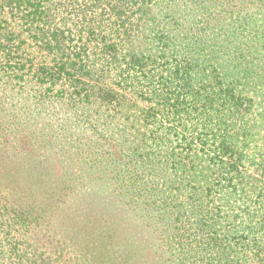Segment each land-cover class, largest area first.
Here are the masks:
<instances>
[{"label": "trees", "instance_id": "16d2710c", "mask_svg": "<svg viewBox=\"0 0 264 264\" xmlns=\"http://www.w3.org/2000/svg\"><path fill=\"white\" fill-rule=\"evenodd\" d=\"M214 2H180L187 37L172 54L144 44L152 3L167 0H0V264H264V176L234 156L227 109L189 106ZM52 93L100 112L64 133L59 160L48 154L62 131L35 123ZM179 112L201 126H178Z\"/></svg>", "mask_w": 264, "mask_h": 264}, {"label": "rangeland", "instance_id": "374dc122", "mask_svg": "<svg viewBox=\"0 0 264 264\" xmlns=\"http://www.w3.org/2000/svg\"><path fill=\"white\" fill-rule=\"evenodd\" d=\"M167 1L169 6L167 11L156 3H152L154 10L151 12L150 19L153 26L145 28L144 44L147 47L167 44L166 50L176 54L179 49L181 50L179 46L184 42L182 37H187V35L182 36L181 32V21L184 22L183 11L180 8L182 0ZM213 9L214 14L212 17L209 15L212 30H208L206 34L197 33L199 36L192 50L199 60L194 61L193 66L190 67L192 71L198 70L202 79L195 87L192 76L187 75L186 77V89L191 94L188 99L189 106L203 107V100L210 98L206 106L213 110L227 109L225 124L228 127V136L232 142L236 141L240 146V149L234 150V156L240 161L242 159L247 172L264 176V0H216ZM205 15L201 17L206 18ZM170 33H176L179 39L170 42ZM27 45L30 50L35 49L30 40H27ZM175 90H178L177 87ZM18 97L21 95L12 94L7 98L14 102ZM36 99L37 108L42 112L35 123L41 124L42 121L51 120L48 123L54 131H62V135L58 136L57 140L51 137L55 142V148L48 154L51 158L59 160L62 157L63 151L59 144L68 141L63 137L64 133L71 135L78 132V128L97 127L91 118L96 117L97 114L100 115V112L81 106L82 109L88 111V115L82 114L78 103L72 106L73 101L56 99L53 93L48 98L38 97ZM235 101H238L237 104H234ZM179 114L180 116L177 115L174 119L178 126L188 127L194 124L201 126V123H197L201 117L191 116L186 119L181 112ZM90 115L93 116L89 117ZM205 122L210 123L211 128L215 125L225 126L219 125L217 120H211V117H207ZM27 135L25 132L20 139L22 145L29 148L33 144ZM69 140H74V136H70ZM114 144L116 148L119 146L118 142ZM25 153L29 152L25 151ZM60 171H63V168L61 164H57L55 172L60 173ZM188 182V180L182 183L173 181L171 188L176 190L174 194H183L186 189L182 186L187 185L188 187L191 184ZM90 191L95 195L103 193V190L97 186H92ZM65 205L66 211L62 217L60 214L61 218L69 216L72 212L70 208L73 206L72 201ZM78 206L77 204L75 207ZM120 233L122 237H125L122 230Z\"/></svg>", "mask_w": 264, "mask_h": 264}]
</instances>
